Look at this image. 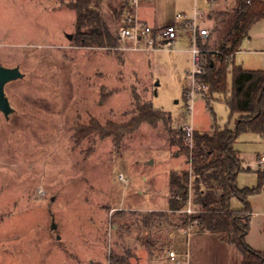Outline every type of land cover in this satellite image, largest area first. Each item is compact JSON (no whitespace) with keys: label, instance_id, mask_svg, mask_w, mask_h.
Wrapping results in <instances>:
<instances>
[{"label":"rangeland","instance_id":"1","mask_svg":"<svg viewBox=\"0 0 264 264\" xmlns=\"http://www.w3.org/2000/svg\"><path fill=\"white\" fill-rule=\"evenodd\" d=\"M70 1L0 0V65L22 73L5 87L12 112L0 110V264H110L111 254L130 264H178L171 251L182 264H240L236 246L215 235L199 237L205 233L196 222H182L187 207L169 212L170 173L191 164L180 147L170 145L167 132L235 128L238 115L223 100L203 98L207 88L195 78L194 51L197 34L208 50L218 49L231 20L220 23L217 13L239 8V0H142L133 9L140 20L152 28L177 25L175 42L153 50L120 39L125 18L114 10L124 0L102 4L119 48L76 47L67 37L76 32ZM196 13L204 14L197 28L176 21L177 15L191 20ZM200 29L209 36L201 37ZM235 62L264 71V19L251 27ZM134 100L169 113L172 123L142 125L120 153L111 140L77 142L80 123L127 119ZM185 141L193 145L192 138ZM235 148L245 169L238 188H258L264 139L242 133ZM247 202L246 241L264 252V184ZM231 207L243 210L245 203L233 197ZM153 212L168 215L152 222Z\"/></svg>","mask_w":264,"mask_h":264},{"label":"trees","instance_id":"2","mask_svg":"<svg viewBox=\"0 0 264 264\" xmlns=\"http://www.w3.org/2000/svg\"><path fill=\"white\" fill-rule=\"evenodd\" d=\"M104 0H72L68 6L76 11V32L73 43L76 47L115 50L119 48V38L115 36L104 18L102 4ZM239 8L217 13L218 22L231 20L217 50H208L197 34L196 46L202 59L195 75L199 85L207 88L201 92L210 102L223 100L231 114H237L235 128H215L212 133L195 132L193 145L186 143L187 133L182 128L178 132L168 127L170 145L180 147V155L190 158L191 168L170 173L169 191L174 195L169 200V212H180L186 202L193 199L195 214L182 215V222L197 223L201 233H210L229 245L236 246L241 254L240 264H264V252L248 245L246 237L250 232L251 210L247 198L258 192L264 184V171L258 172L259 186L253 190L240 189L238 175L245 171L240 153L235 143L242 133L252 132L264 137V71L248 70L235 62V55L241 50L244 40L249 36L251 27L264 19V0H239ZM131 0H124L114 10L118 19L133 14ZM124 19V20H125ZM231 75V86H229ZM110 93L105 94L108 97ZM172 116L150 103L134 100L133 110L127 119L107 118L100 121L91 118L76 128L75 139L78 143L85 140H111L117 153L125 148L126 140L144 125L154 129L162 123H172ZM90 151V149H89ZM180 196L182 200L175 197ZM233 197L245 203L243 210L231 207ZM167 212L150 214L152 222L157 217L167 216ZM110 264H130L118 255L109 256Z\"/></svg>","mask_w":264,"mask_h":264},{"label":"built area","instance_id":"3","mask_svg":"<svg viewBox=\"0 0 264 264\" xmlns=\"http://www.w3.org/2000/svg\"><path fill=\"white\" fill-rule=\"evenodd\" d=\"M142 0H131V5L136 8L137 5ZM251 0H247L250 3ZM199 16L198 13L195 14L194 19H188L182 15L176 16V21H186L187 25L190 23L196 25L197 28V17ZM204 14H201L199 17H203ZM198 17V18H199ZM208 29H200L199 35L201 37H208L209 36ZM120 39L122 40H132L135 42L136 45L143 44L147 50H153L157 45H166L169 46L175 42L178 37L177 32V25L175 23L169 24L167 26L161 28H152L147 22L140 20L138 18L137 12L131 14L124 20V25L120 28ZM138 46L135 47L137 49ZM199 50L194 51V60L195 63L198 65L200 62L199 58ZM197 72H201L197 70ZM187 133L188 138H193V130L190 127H186L184 129ZM260 164L264 165V155L260 157ZM177 200H182L180 196H176ZM186 209L184 210L187 214H195L197 211L192 207V201L189 199L186 202ZM179 255L175 251H171L169 254V258L172 261H177L178 264H182L183 262L179 260Z\"/></svg>","mask_w":264,"mask_h":264},{"label":"water","instance_id":"4","mask_svg":"<svg viewBox=\"0 0 264 264\" xmlns=\"http://www.w3.org/2000/svg\"><path fill=\"white\" fill-rule=\"evenodd\" d=\"M67 37L72 39L73 36L68 34ZM22 76V73L18 68H8L0 65V110L5 114L9 115L12 112V107L8 101V98L5 96V87L6 85ZM53 229H56V224L53 223ZM58 238H60L58 236Z\"/></svg>","mask_w":264,"mask_h":264},{"label":"crops","instance_id":"5","mask_svg":"<svg viewBox=\"0 0 264 264\" xmlns=\"http://www.w3.org/2000/svg\"><path fill=\"white\" fill-rule=\"evenodd\" d=\"M263 139H264V137H262ZM262 165V164H261ZM179 171V170H178ZM164 211H166V210H164ZM211 236H213V235H211V234H208V233H205V234H202V235H199V237H202V238H205V237H211ZM192 246H193V242H192Z\"/></svg>","mask_w":264,"mask_h":264}]
</instances>
